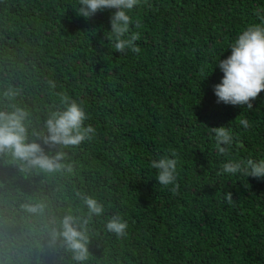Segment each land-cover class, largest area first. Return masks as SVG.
Listing matches in <instances>:
<instances>
[{
  "label": "trees",
  "instance_id": "obj_1",
  "mask_svg": "<svg viewBox=\"0 0 264 264\" xmlns=\"http://www.w3.org/2000/svg\"><path fill=\"white\" fill-rule=\"evenodd\" d=\"M79 6L0 0V110L26 109L28 142L42 144L64 92L96 129L78 146L42 144L49 155L65 153L59 171L0 153V264H81L52 236L65 215L87 217L81 195L104 206L87 226L82 264H264V178L221 171L229 161L264 159V91L248 110L218 103L213 90L219 59L246 26L261 23L264 0H140L127 10L126 34L139 33L138 53H118L107 40L115 9L85 19ZM10 88L13 99L3 95ZM219 126L233 136L227 155L215 147L211 128ZM164 156L177 160L179 194L155 178L151 163ZM40 203L43 213L23 207ZM117 214L126 236L105 228Z\"/></svg>",
  "mask_w": 264,
  "mask_h": 264
},
{
  "label": "clouds",
  "instance_id": "obj_2",
  "mask_svg": "<svg viewBox=\"0 0 264 264\" xmlns=\"http://www.w3.org/2000/svg\"><path fill=\"white\" fill-rule=\"evenodd\" d=\"M140 0H79L77 14L85 19L91 18L98 11L115 9L110 17V35L107 40L113 41L114 50L118 53L130 49L139 52L136 45L139 37L138 32L126 35L133 23L127 10L138 5ZM135 27H140V22H135ZM231 53L224 59H219L217 65L223 73L220 83L214 85V94L217 102L225 104L246 106L248 110L253 108L252 101L255 100L261 91H264V17L261 23H254L246 26L230 46ZM53 88L54 82H50ZM6 98L13 99L18 92L9 89L3 93ZM60 102L64 107L52 111L45 122L47 134L43 135L42 144L49 147L55 145L78 146L86 140L93 139L96 129L91 124L85 125L89 114L86 112L82 102L71 98L68 94L61 92ZM29 113L20 106H11V110H0V153L10 152L16 159L26 162V167H36L45 172H55L64 168L62 163L65 157L63 151H57L55 155L45 152L41 143L36 141L28 142V128L26 120ZM239 123L248 129L249 121L241 119ZM211 131L215 136L216 150L227 155L228 148L233 143V136L230 129L225 126L212 127ZM223 145V146H222ZM175 152L171 157H175ZM71 171V165H67ZM151 167L156 170V180L163 187L173 194H179V184L176 183L177 160L169 156L153 160ZM223 173L235 174L242 172L246 176L260 179L264 178V159L259 161L251 158L239 162L229 161L222 165ZM86 205L87 217L81 219L71 213L65 215L60 221V230H53V239L62 237L64 246L73 254L77 262L87 260L89 257V236L87 226L93 216H101L104 206L92 195H81ZM227 203L233 202L231 192L224 194ZM30 213H43L45 205L26 204L23 206ZM129 225L119 214L113 215L105 223L108 232L114 233L117 237L127 235Z\"/></svg>",
  "mask_w": 264,
  "mask_h": 264
}]
</instances>
